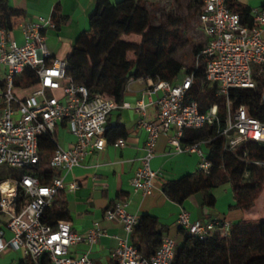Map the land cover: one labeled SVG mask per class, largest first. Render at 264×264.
<instances>
[{
	"label": "built area",
	"instance_id": "built-area-1",
	"mask_svg": "<svg viewBox=\"0 0 264 264\" xmlns=\"http://www.w3.org/2000/svg\"><path fill=\"white\" fill-rule=\"evenodd\" d=\"M251 13L254 24L248 26L238 13L229 9L227 0H200L197 30L205 42L196 55L195 65L204 62L205 80L216 86L218 95L225 97V123H221L218 104L201 111L197 101L186 102L195 82L194 73H187L174 84L149 78L153 90L162 91V95L155 102L156 118L140 120L148 136L141 165L132 179L135 190L145 195L154 191L158 171L151 167V160L161 135L168 136L176 151L199 154L197 172L201 176L212 166L202 148L206 141L183 146L181 141L187 129L215 126L217 136L224 138L225 148L233 151L249 141L264 143V121L249 113L250 105L236 106L234 100L237 91L247 90L258 95L259 104L264 106V10L253 6ZM51 28H56L52 16L27 19L19 26L23 35L19 43L12 30L0 24V66L5 67L0 83V257L10 250L21 253L20 258L8 264H20L27 257L35 264H94L88 252L73 255L71 247L93 244L107 235L98 221L79 233L68 220H60L57 226L42 220L59 192L80 188L76 181L67 183L64 173L81 166L91 154L108 145V118L119 107L114 99L93 94L87 86L68 76L67 59L52 57L48 48L46 31ZM27 67L39 78L32 86L18 83ZM59 90H62L60 97L56 96ZM138 107L144 109L145 104L141 101ZM60 124L66 126L74 141L67 148L57 145L47 166L60 170L61 174L43 183L32 170L41 162L39 138L42 135L55 138ZM113 144L125 147L127 140L119 138ZM104 217L121 224L125 232L111 252L117 264H173L178 248L174 238L164 236L150 258L144 257L131 242L139 216L127 210V203L117 201L105 211ZM177 221L184 234L200 239L217 231L226 234L231 226L220 220L194 221L185 209Z\"/></svg>",
	"mask_w": 264,
	"mask_h": 264
},
{
	"label": "trees",
	"instance_id": "trees-1",
	"mask_svg": "<svg viewBox=\"0 0 264 264\" xmlns=\"http://www.w3.org/2000/svg\"><path fill=\"white\" fill-rule=\"evenodd\" d=\"M199 6L200 0H189ZM148 0H97V7L90 16L89 28L82 31L75 40L67 58V74L76 83L83 84L93 94H100L114 99L121 104L131 78H151L154 81L165 80L177 83L184 70L176 59V43L181 37L179 28L171 29L163 24L153 23ZM232 12L241 16L243 24H254L252 7L239 0H227ZM261 8L264 10V4ZM23 11L11 8L8 0H0V24L7 29H14ZM52 18L60 28L68 22L61 6L54 7ZM138 36L133 41L124 36ZM204 44H196L197 55ZM205 64L193 65L186 73H194L195 82L186 95V102L197 101L201 111H207L213 104H218L221 123L226 119V99L217 94L215 85L205 80ZM39 78L27 67L18 83L32 86ZM236 106L250 105L249 113L264 121V106L259 104L258 95L241 90L234 96ZM190 141L204 140L209 148L208 158L212 166L203 176L187 174L165 184V191L173 201L183 204L196 190L204 195V205L215 207L217 198L215 187L231 183L236 204L230 208H239L245 214L254 200L264 190V143L247 142L237 150L225 148L224 138L217 136L215 126L187 129ZM185 131V132H186ZM126 136L123 125L110 126L106 132L109 141ZM184 140V136L182 137ZM57 135H42L39 138L41 162L33 167L34 174L43 183L50 182L61 174L60 170L49 168L48 162L57 148ZM70 212L65 205L53 204L42 215L43 222L57 226L60 220H69ZM156 218H139L132 233V242L139 252L147 258L156 253L163 240V232L151 233V225ZM184 233V231L182 230ZM186 237L176 250L173 264H264V219L256 223L232 224L226 234L217 231L207 238L200 239L193 235ZM149 240L144 250V241ZM20 264H35L27 257Z\"/></svg>",
	"mask_w": 264,
	"mask_h": 264
},
{
	"label": "crops",
	"instance_id": "crops-1",
	"mask_svg": "<svg viewBox=\"0 0 264 264\" xmlns=\"http://www.w3.org/2000/svg\"><path fill=\"white\" fill-rule=\"evenodd\" d=\"M239 1L251 6L261 7L264 4V0ZM8 4L11 8L23 11L17 27L12 29L14 38L19 43L23 41L19 29L22 22L39 15L52 16L54 7L59 4L63 14L68 17V22L60 28L46 31L47 45L52 57L67 59L79 34L89 28L90 16L97 7V0H8ZM4 76L5 67L0 66V83L3 82ZM161 95L162 91H155L150 86L149 78H131L122 103L110 113L108 118L110 126L120 124L125 127L126 136L119 138H125L127 145L116 147L113 144L115 140L109 141L103 150L95 151L81 166L64 173L67 183L76 181L80 184V188L62 190L53 201L67 207L71 216L68 221L71 222L73 229L84 233L98 221L107 233L96 243H81L71 247L73 255L88 252L94 264H117L111 252L118 245L119 237H123L125 232L121 224L104 217L105 211L117 201L127 203V210L137 214L139 218L149 216L156 218L157 223L151 225L150 232L160 230L164 236H170L176 242L179 239L181 243L177 244L178 247L186 237L177 221L182 209L190 212L192 220L202 223L220 220L231 225H242L258 221L256 218L251 220L250 208L246 210V214L239 208H230L236 204L231 183L213 189L217 198L213 208L204 205L203 192L198 189L183 204L170 199L165 191V184L187 174H195L198 177L200 156L197 152L176 151L165 135L158 138L156 154L151 160V167L158 171L153 193L145 195L134 189L132 179L141 165L140 158L148 136L147 131L141 127L140 120L156 118L158 109L155 102ZM141 101L145 104L144 109L138 107ZM126 103L128 106H125ZM56 135L58 144L62 147L67 148L74 141V137L64 124L58 126ZM198 141L200 140L191 142L189 132L186 131L181 142L183 146H187ZM206 147L208 148L207 144H203L202 148L208 154L209 148ZM7 235L10 236V233ZM130 238L132 242V235ZM148 241L142 243L144 250ZM13 251L10 250L8 253Z\"/></svg>",
	"mask_w": 264,
	"mask_h": 264
},
{
	"label": "rangeland",
	"instance_id": "rangeland-1",
	"mask_svg": "<svg viewBox=\"0 0 264 264\" xmlns=\"http://www.w3.org/2000/svg\"><path fill=\"white\" fill-rule=\"evenodd\" d=\"M117 2L118 0H112ZM153 23L163 24L171 29L179 28L181 31V37L176 43L175 57L184 66L182 73L183 78L187 73L186 69L195 65L196 55L194 54V48L196 44H204L205 38L199 30L197 13L198 6L194 5L189 0H156L149 6ZM133 41L139 40L138 36L124 37ZM62 90L56 92V96L60 97ZM207 148V147H206ZM208 149V148H207ZM250 218L264 219V190L258 195L250 207ZM180 240H177V244H180ZM21 257L19 251H13L6 253L0 257V264L12 263Z\"/></svg>",
	"mask_w": 264,
	"mask_h": 264
},
{
	"label": "water",
	"instance_id": "water-1",
	"mask_svg": "<svg viewBox=\"0 0 264 264\" xmlns=\"http://www.w3.org/2000/svg\"><path fill=\"white\" fill-rule=\"evenodd\" d=\"M109 130V129H108Z\"/></svg>",
	"mask_w": 264,
	"mask_h": 264
}]
</instances>
